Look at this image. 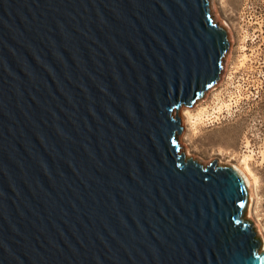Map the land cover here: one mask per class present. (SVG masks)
Masks as SVG:
<instances>
[{"label": "water", "instance_id": "1", "mask_svg": "<svg viewBox=\"0 0 264 264\" xmlns=\"http://www.w3.org/2000/svg\"><path fill=\"white\" fill-rule=\"evenodd\" d=\"M229 45L212 0H0V264H264L178 138Z\"/></svg>", "mask_w": 264, "mask_h": 264}, {"label": "rangeland", "instance_id": "2", "mask_svg": "<svg viewBox=\"0 0 264 264\" xmlns=\"http://www.w3.org/2000/svg\"><path fill=\"white\" fill-rule=\"evenodd\" d=\"M213 1L217 19L213 10L212 15L226 30L230 45L214 90L206 91L198 105L182 106L194 114L205 110L207 119L191 127L183 123L181 107L183 129L178 138L184 144L181 149L187 148L190 157L202 164L215 160L222 161L220 165H239L250 155L248 165L257 181L249 219L264 243V0ZM244 57L245 67L240 66ZM222 102L231 104L227 108Z\"/></svg>", "mask_w": 264, "mask_h": 264}, {"label": "bare ground", "instance_id": "3", "mask_svg": "<svg viewBox=\"0 0 264 264\" xmlns=\"http://www.w3.org/2000/svg\"><path fill=\"white\" fill-rule=\"evenodd\" d=\"M214 1L212 0V10H213V15L215 16V18L217 19V16L215 14V10H214ZM217 13V12H216ZM245 60L246 58L244 57L243 60H242V63L240 64V66H244L245 67ZM248 69L250 70V66L248 67ZM214 90L213 87H211L210 89H208V93L210 91ZM206 93V92H205ZM207 94H204L203 96L205 97ZM203 97V98H204ZM199 100V99H198ZM238 99H235L234 102H236ZM197 101V100H196ZM195 101V104L198 105V102ZM194 104V106H195ZM230 102L228 104H225L223 105V102L221 105L223 106H226L227 108H229L230 106ZM185 107V106H184ZM221 109V107H219V110ZM208 117V115H206V111L205 110H202V111H198L197 113H192V111L190 109H187V108H183L182 107V121L183 123L185 124H191V127H195L197 123H199L200 121L204 120V119H207L205 118ZM217 116V115H216ZM186 119V121H185ZM188 121V122H187ZM187 122V123H186ZM182 123V124H183ZM246 141V145H249V140L247 137H245ZM180 144L182 146H184V144L182 143V139L180 138ZM184 150V153L186 156H190V151L187 149V148H182ZM250 157V155H246L240 162L239 165H236L240 170L241 172L247 177L248 180H245L246 182V186L248 188V191H249V205H248V212H247V217L248 218H252L253 216V209H254V201L256 203V200H255V187H256V177L254 176L252 170L250 169L249 165H248V158ZM208 161V160H207ZM204 162V161H202ZM219 162V165L220 163H222V161H218ZM205 163V162H204ZM264 239V238H263ZM263 248H264V243H263Z\"/></svg>", "mask_w": 264, "mask_h": 264}]
</instances>
